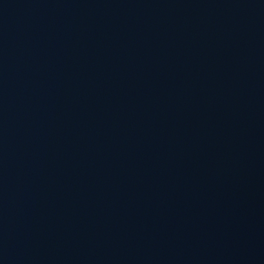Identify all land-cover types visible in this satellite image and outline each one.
Listing matches in <instances>:
<instances>
[{
  "label": "water",
  "instance_id": "95a60500",
  "mask_svg": "<svg viewBox=\"0 0 264 264\" xmlns=\"http://www.w3.org/2000/svg\"><path fill=\"white\" fill-rule=\"evenodd\" d=\"M0 264H264V0H0Z\"/></svg>",
  "mask_w": 264,
  "mask_h": 264
}]
</instances>
